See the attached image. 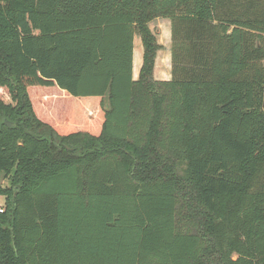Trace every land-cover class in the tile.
<instances>
[{
    "label": "trees",
    "instance_id": "16d2710c",
    "mask_svg": "<svg viewBox=\"0 0 264 264\" xmlns=\"http://www.w3.org/2000/svg\"><path fill=\"white\" fill-rule=\"evenodd\" d=\"M0 198V264H264V0H0Z\"/></svg>",
    "mask_w": 264,
    "mask_h": 264
},
{
    "label": "rangeland",
    "instance_id": "374dc122",
    "mask_svg": "<svg viewBox=\"0 0 264 264\" xmlns=\"http://www.w3.org/2000/svg\"><path fill=\"white\" fill-rule=\"evenodd\" d=\"M149 28L156 36L157 43L161 46V49L156 54L154 65H157V71H161L162 69H167L168 71L172 65V63L169 65L170 57L168 54L171 48L168 32L170 29V21L167 19H156L149 24ZM133 45V54H137L138 47L142 48L139 36L135 35ZM136 78L137 75L134 74L133 79ZM3 202V199L0 198V207H2Z\"/></svg>",
    "mask_w": 264,
    "mask_h": 264
},
{
    "label": "crops",
    "instance_id": "0c3cea01",
    "mask_svg": "<svg viewBox=\"0 0 264 264\" xmlns=\"http://www.w3.org/2000/svg\"><path fill=\"white\" fill-rule=\"evenodd\" d=\"M169 40H170V45H171V29H169ZM134 41V40H133ZM134 46V45H133ZM134 48V47H133ZM138 47L139 50H137V54H133V67H132V75L134 76L139 74V70L141 68L142 64V48ZM170 51V50H169ZM169 57H170V62L171 63V53L169 52ZM170 74V75H169ZM153 76L157 81H169L171 78V66L170 69H162L161 71H157V65H154V70H153ZM137 79V78H136Z\"/></svg>",
    "mask_w": 264,
    "mask_h": 264
},
{
    "label": "water",
    "instance_id": "95a60500",
    "mask_svg": "<svg viewBox=\"0 0 264 264\" xmlns=\"http://www.w3.org/2000/svg\"><path fill=\"white\" fill-rule=\"evenodd\" d=\"M5 124H6V126H8V127H13V126H14V124L9 123L8 121H5Z\"/></svg>",
    "mask_w": 264,
    "mask_h": 264
}]
</instances>
